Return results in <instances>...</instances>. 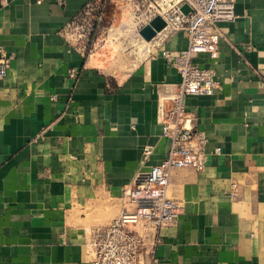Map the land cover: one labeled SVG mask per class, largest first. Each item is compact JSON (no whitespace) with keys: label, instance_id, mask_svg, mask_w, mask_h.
<instances>
[{"label":"crops","instance_id":"obj_1","mask_svg":"<svg viewBox=\"0 0 264 264\" xmlns=\"http://www.w3.org/2000/svg\"><path fill=\"white\" fill-rule=\"evenodd\" d=\"M92 1L0 0L11 57L0 80V264H90L86 230L119 215L136 173L168 153L158 88L181 76L163 50L187 37L170 33L130 71H106L67 35ZM235 13L220 22L219 56L194 60L220 86L185 99L208 138L205 167L172 174L183 207L145 244L159 264H264V0H236Z\"/></svg>","mask_w":264,"mask_h":264},{"label":"built area","instance_id":"obj_2","mask_svg":"<svg viewBox=\"0 0 264 264\" xmlns=\"http://www.w3.org/2000/svg\"><path fill=\"white\" fill-rule=\"evenodd\" d=\"M55 2L66 8L67 0ZM235 2L137 0L138 6H147L148 10L146 21L139 25V33L160 15L167 25L155 37L182 31L188 45L177 52L163 50V55L181 76L180 81L165 82L158 88L157 121L162 125L163 136L170 141L168 153L160 163L136 173L124 189V206L119 215L105 226L86 230L87 244L93 247L90 264H159L155 252L147 251L145 244L149 237L158 244L161 229L174 224L183 207L182 200L171 192L172 174L177 169L202 170L205 167L208 138L205 132L193 127L185 99L193 95H213L220 86L215 70L202 67L194 60L200 53L212 60L219 56V42L225 36L220 22L236 18ZM183 5L190 7L187 14L182 11ZM10 63L11 57L0 47V80L8 75ZM71 75L76 76L77 72L72 70ZM220 151L221 148H217V152ZM151 153L152 147L147 146L144 160Z\"/></svg>","mask_w":264,"mask_h":264},{"label":"rangeland","instance_id":"obj_3","mask_svg":"<svg viewBox=\"0 0 264 264\" xmlns=\"http://www.w3.org/2000/svg\"><path fill=\"white\" fill-rule=\"evenodd\" d=\"M147 12V6H138L137 0H93L68 27V39L85 53L91 48V55L106 71L128 72L152 56L169 36L147 41L139 33Z\"/></svg>","mask_w":264,"mask_h":264},{"label":"water","instance_id":"obj_4","mask_svg":"<svg viewBox=\"0 0 264 264\" xmlns=\"http://www.w3.org/2000/svg\"><path fill=\"white\" fill-rule=\"evenodd\" d=\"M182 11L187 14L190 11V7L188 5H183ZM166 25L167 23L163 17L156 15L148 25L144 26L140 30V34L146 40L150 41L157 35L158 32H161L166 27Z\"/></svg>","mask_w":264,"mask_h":264},{"label":"bare ground","instance_id":"obj_5","mask_svg":"<svg viewBox=\"0 0 264 264\" xmlns=\"http://www.w3.org/2000/svg\"><path fill=\"white\" fill-rule=\"evenodd\" d=\"M165 37V36H164ZM160 39V38H159ZM159 39H158V41H159ZM162 41V40H161Z\"/></svg>","mask_w":264,"mask_h":264}]
</instances>
